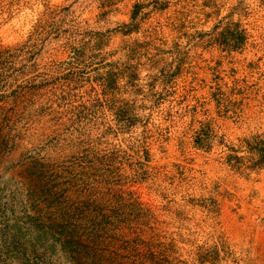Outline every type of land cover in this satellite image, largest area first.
<instances>
[{"label":"rangeland","instance_id":"rangeland-1","mask_svg":"<svg viewBox=\"0 0 264 264\" xmlns=\"http://www.w3.org/2000/svg\"><path fill=\"white\" fill-rule=\"evenodd\" d=\"M262 132L264 0H0V264H264Z\"/></svg>","mask_w":264,"mask_h":264},{"label":"trees","instance_id":"trees-1","mask_svg":"<svg viewBox=\"0 0 264 264\" xmlns=\"http://www.w3.org/2000/svg\"><path fill=\"white\" fill-rule=\"evenodd\" d=\"M131 17L133 18L134 14ZM222 38L227 43L237 40L230 29L222 31ZM231 150L249 153L248 155L235 153L226 155V162L235 169L264 167V132L243 138L238 150ZM60 219L68 222L71 219V215L62 214ZM64 222L60 223V228L56 233L52 229H49V231L52 230L50 234L52 235L53 245L57 244L59 246L66 260L70 264H103L106 256L98 249L101 242L97 235L86 233L84 228L80 231L79 226Z\"/></svg>","mask_w":264,"mask_h":264}]
</instances>
